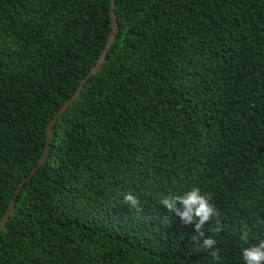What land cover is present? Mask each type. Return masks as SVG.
<instances>
[{"label":"trees","instance_id":"trees-1","mask_svg":"<svg viewBox=\"0 0 264 264\" xmlns=\"http://www.w3.org/2000/svg\"><path fill=\"white\" fill-rule=\"evenodd\" d=\"M112 3L0 0V264H244L264 240V0H115L39 166ZM195 188L216 212L199 229L162 203Z\"/></svg>","mask_w":264,"mask_h":264},{"label":"clouds","instance_id":"clouds-1","mask_svg":"<svg viewBox=\"0 0 264 264\" xmlns=\"http://www.w3.org/2000/svg\"><path fill=\"white\" fill-rule=\"evenodd\" d=\"M124 201L132 207H137L139 204V201L131 194L126 195ZM162 203L172 211L177 210L175 207L177 203L183 205L185 210L181 214L182 218L186 221H190L193 215L198 217L199 224L197 225V229L201 228L206 222L210 221L214 215H216L215 209L210 205L207 198L200 194L198 188L193 189L187 193L186 196H176L172 200L164 199ZM243 240H247V234ZM215 243L216 241L211 238L206 239L204 242L205 248L212 247ZM211 255L213 258H218V254L215 251H213ZM242 258L244 264H264V240H261L254 246L243 249Z\"/></svg>","mask_w":264,"mask_h":264},{"label":"water","instance_id":"water-1","mask_svg":"<svg viewBox=\"0 0 264 264\" xmlns=\"http://www.w3.org/2000/svg\"><path fill=\"white\" fill-rule=\"evenodd\" d=\"M111 17H112V31L110 33V37H109V42L108 45L106 47V49L104 50V52L102 53L99 61L97 62L96 66L93 68L92 72L82 81V83L80 84L79 88L77 89L75 95H73L64 105L63 107L59 110V112L55 115V117L50 121V123L47 126V140H46V145L44 148V154L41 158V161L39 163V166L42 165L44 163V160L48 154V150H49V145H50V141L53 135V128L54 125L58 119V117L74 102V100L79 96L81 90L83 89V86L86 84V82L88 81V79L90 77H92L93 75H95L99 69L101 68V66L103 65V63L106 60V56L112 46V44L114 43L115 40V36L116 33L118 32L119 29V24L117 21V17H116V12H115V0H113L112 3V10H111ZM39 166L34 169L31 173L34 174L37 169L39 168ZM19 189L17 190L16 194L18 193ZM15 198L16 196L11 200L10 202V206L9 209L6 213V215L4 216V218L0 221V232H2L5 228L6 223L8 222L9 218L14 214L15 212Z\"/></svg>","mask_w":264,"mask_h":264}]
</instances>
